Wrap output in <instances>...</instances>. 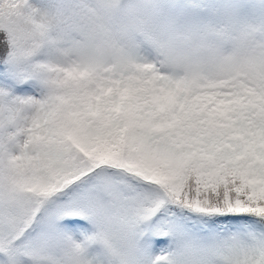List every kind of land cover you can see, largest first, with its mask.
I'll use <instances>...</instances> for the list:
<instances>
[{
    "label": "snow or ice",
    "instance_id": "snow-or-ice-1",
    "mask_svg": "<svg viewBox=\"0 0 264 264\" xmlns=\"http://www.w3.org/2000/svg\"><path fill=\"white\" fill-rule=\"evenodd\" d=\"M179 0H0V264H264V24Z\"/></svg>",
    "mask_w": 264,
    "mask_h": 264
},
{
    "label": "rangeland",
    "instance_id": "rangeland-1",
    "mask_svg": "<svg viewBox=\"0 0 264 264\" xmlns=\"http://www.w3.org/2000/svg\"><path fill=\"white\" fill-rule=\"evenodd\" d=\"M182 4H196L194 17L211 19L217 25L227 22L228 16L250 23L264 24V0H182Z\"/></svg>",
    "mask_w": 264,
    "mask_h": 264
},
{
    "label": "trees",
    "instance_id": "trees-1",
    "mask_svg": "<svg viewBox=\"0 0 264 264\" xmlns=\"http://www.w3.org/2000/svg\"><path fill=\"white\" fill-rule=\"evenodd\" d=\"M182 0H179V2H181Z\"/></svg>",
    "mask_w": 264,
    "mask_h": 264
}]
</instances>
